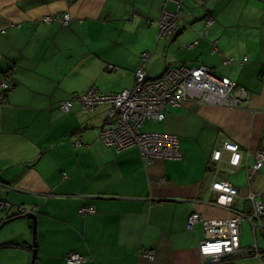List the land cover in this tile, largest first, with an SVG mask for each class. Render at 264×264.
<instances>
[{
  "label": "crops",
  "instance_id": "0c3cea01",
  "mask_svg": "<svg viewBox=\"0 0 264 264\" xmlns=\"http://www.w3.org/2000/svg\"><path fill=\"white\" fill-rule=\"evenodd\" d=\"M164 2L0 0V73L13 82L0 105V225L8 221L0 264H68L71 252L81 264H203L204 226L188 227L190 216L251 213L249 189H264V166L249 178L264 149V0H185L172 33L158 38ZM59 13L70 15L66 26L42 20ZM144 52L150 79L181 64L207 66L250 98L240 107L167 106L151 128L178 137L180 159L145 162L136 147H107L98 138L107 106L88 111L74 102L64 112L59 104L91 87L130 89ZM225 142L239 146L240 165L227 152L212 160ZM215 181L237 188L231 209L218 205ZM22 209L35 217V236L31 217L9 218ZM245 221L239 253L218 264H263L251 250L264 246L246 242ZM261 221L255 235L264 237Z\"/></svg>",
  "mask_w": 264,
  "mask_h": 264
},
{
  "label": "built area",
  "instance_id": "2783aa9c",
  "mask_svg": "<svg viewBox=\"0 0 264 264\" xmlns=\"http://www.w3.org/2000/svg\"><path fill=\"white\" fill-rule=\"evenodd\" d=\"M185 0H165L162 17L159 22L158 38L170 35L176 23L182 17V5ZM172 4L171 9L167 4ZM44 22H59L66 26L70 20L68 13L47 15ZM213 19L206 20L210 25ZM196 43V42H195ZM149 59L147 53H142L141 62L134 73L133 86L118 93L103 94L95 87H91L81 94L74 95L70 100L63 101L59 107L68 112L73 103L78 102L89 111L99 106H107L106 120L98 132V138L107 147L117 151L136 147L143 160L151 162L155 159H180L182 152L176 135L164 132H146L141 127L145 121H161L165 117L167 106H180L184 101H195L199 104L217 106H243L250 98V93L235 81L222 75L215 74L207 66L188 67L179 65L166 69L155 79L147 76L146 64ZM244 61L247 58L244 57ZM230 63V61H225ZM12 83L0 79V105L6 103V98ZM223 152L229 154L228 163L231 166L240 165L243 154L239 146L232 142H225L221 149L212 154V160L222 161ZM264 166V149L256 154L253 172ZM212 189L218 193V205L231 209L235 198L239 195L237 188L226 181H215ZM247 198L252 203L249 215H243L234 210L229 218L203 219L194 213L188 220V227L201 221L206 237L199 245V252L203 264H218L228 256H235L240 251V225L247 219L253 225V230L262 226L261 217L264 216V189L253 192L249 189ZM7 208L0 203V209ZM20 209V208H19ZM83 213L93 212V208H82ZM18 213V212H17ZM22 209L19 214H29ZM252 258L264 264V252H259L256 246L252 248ZM152 259V252L144 254ZM85 258L76 252L66 257L68 264H81Z\"/></svg>",
  "mask_w": 264,
  "mask_h": 264
},
{
  "label": "rangeland",
  "instance_id": "374dc122",
  "mask_svg": "<svg viewBox=\"0 0 264 264\" xmlns=\"http://www.w3.org/2000/svg\"><path fill=\"white\" fill-rule=\"evenodd\" d=\"M169 8H173L171 3L169 4ZM154 78H156V77H152L151 79H154ZM84 109L88 110L86 108H84ZM154 124H155V122L146 121L143 124V126L141 127V129H142V131H146V132H155V130L153 128H151L152 125H154ZM247 181L248 180L246 178L245 184H247ZM250 182H252V178L250 179ZM259 231H260V229L257 230V233H259ZM244 235L246 237V242L249 243L250 245H254V242L258 238V240L260 241L261 245L264 246V237L256 236L255 233H254V230H253V225L247 223L246 221L244 223ZM258 251L259 252H264V251H260V250H258Z\"/></svg>",
  "mask_w": 264,
  "mask_h": 264
},
{
  "label": "water",
  "instance_id": "95a60500",
  "mask_svg": "<svg viewBox=\"0 0 264 264\" xmlns=\"http://www.w3.org/2000/svg\"><path fill=\"white\" fill-rule=\"evenodd\" d=\"M25 216H29V217H31V218L33 219V234H34V236H35V234H36V220H35V217H34L33 215H29V214H26V215H20L19 217H25ZM7 222H8V221L3 222V223L0 225V229H1L2 226L5 225ZM34 238H35V237H34ZM33 247H34V248L36 247V243H35V242H33ZM34 254H35V251H34ZM33 263H34V258L32 259L31 264H33Z\"/></svg>",
  "mask_w": 264,
  "mask_h": 264
},
{
  "label": "trees",
  "instance_id": "16d2710c",
  "mask_svg": "<svg viewBox=\"0 0 264 264\" xmlns=\"http://www.w3.org/2000/svg\"><path fill=\"white\" fill-rule=\"evenodd\" d=\"M4 74L3 73H0V79H3V80H6L7 81V79H4V78H2L1 76H3ZM8 81H10V80H8ZM11 83H12V86H13V82L12 81H10ZM10 91V90H9ZM5 209V208H4ZM17 215H19V213H12V214H10L9 215V218H11V217H13V216H17ZM252 251V250H251Z\"/></svg>",
  "mask_w": 264,
  "mask_h": 264
}]
</instances>
